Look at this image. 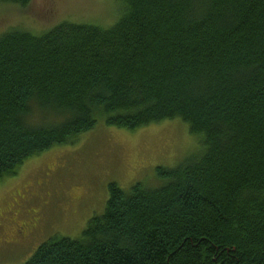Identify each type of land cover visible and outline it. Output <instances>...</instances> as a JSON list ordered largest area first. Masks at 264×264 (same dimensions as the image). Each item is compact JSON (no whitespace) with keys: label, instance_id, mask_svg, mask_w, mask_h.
<instances>
[{"label":"trees","instance_id":"1","mask_svg":"<svg viewBox=\"0 0 264 264\" xmlns=\"http://www.w3.org/2000/svg\"><path fill=\"white\" fill-rule=\"evenodd\" d=\"M118 1L110 27L0 35V182L100 117L179 118L204 151L155 187L110 183L79 238L52 234L23 264H264V0Z\"/></svg>","mask_w":264,"mask_h":264},{"label":"rangeland","instance_id":"2","mask_svg":"<svg viewBox=\"0 0 264 264\" xmlns=\"http://www.w3.org/2000/svg\"><path fill=\"white\" fill-rule=\"evenodd\" d=\"M120 16L118 0H31L24 8L0 4V35L12 29L41 35L63 21L110 27ZM203 149L201 136L192 135L179 118L135 131L98 118L74 143L28 159L0 182L1 225L7 226L8 211L21 207L40 211L42 227L27 251H0V264L25 263L52 234L79 238L89 219L103 213L110 183L123 191L138 182L155 187L157 167H177Z\"/></svg>","mask_w":264,"mask_h":264},{"label":"flooded vegetation","instance_id":"3","mask_svg":"<svg viewBox=\"0 0 264 264\" xmlns=\"http://www.w3.org/2000/svg\"><path fill=\"white\" fill-rule=\"evenodd\" d=\"M8 212L10 213L7 226H2L0 221V251H27L40 237L42 228L40 211L35 212L30 208L22 212L20 207L18 210L13 208Z\"/></svg>","mask_w":264,"mask_h":264}]
</instances>
